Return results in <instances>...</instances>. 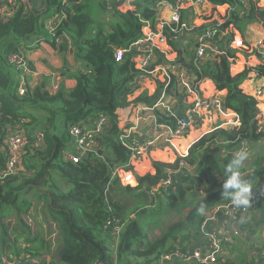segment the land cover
<instances>
[{
    "label": "trees",
    "instance_id": "1",
    "mask_svg": "<svg viewBox=\"0 0 264 264\" xmlns=\"http://www.w3.org/2000/svg\"><path fill=\"white\" fill-rule=\"evenodd\" d=\"M161 1L173 2L134 0L133 9L117 10L111 5L109 10L100 0H39L41 10L37 12L19 8L10 18H0V144L16 126L23 127L29 138L39 131L44 136L40 148L24 149L18 173L0 180V264H155L170 251H185L179 247L181 240L184 247L197 241L207 212L230 202L234 190L223 185L232 174L227 171L231 153L242 142L255 146L264 140V126L258 131L255 119L264 109V96L255 100L248 88L253 72L264 78V63L258 54L264 52V37L258 49L252 50L243 40L242 27L255 21L264 28L262 0H202L194 8L192 26L216 22L219 34L213 45L223 53L216 58L207 55L202 64L196 54L191 63L184 62L179 44L185 33L182 14L178 24L163 26V41L154 46L153 62L156 58L157 63L167 64V57L173 56L170 64L181 60L193 72L198 89L204 84L207 92L214 89L225 94V107L239 116V126L203 135L185 157L159 146L130 159L119 142L120 113L152 108L176 87L174 75L165 70L166 76L163 68L156 69L149 88L133 86L141 74L138 54L130 50L117 61L115 53L128 50L142 36L145 24L154 29V5ZM96 4L99 13L94 11ZM223 6L231 9L224 17L218 12ZM61 11L64 16L56 21L54 32L67 35L70 42L62 40L57 46L50 41L44 23ZM192 32L197 37L201 33ZM33 37H43L54 49L72 50L82 69L73 72L75 84L68 94H51L40 87L17 94L18 72L6 64L7 49L4 54L3 48ZM236 37L242 38L239 48L233 47ZM163 47L168 51H162ZM151 66L150 71L155 70ZM180 106L176 113L154 110L157 123L173 128L183 112ZM34 112L50 116L30 115ZM99 115L108 119L98 140L101 155L88 154L78 163L64 161L62 153L74 151L69 148L70 138L50 134L47 127L56 118L65 130L73 125L91 126ZM261 150L243 160L239 169L241 182L250 183L251 191L264 184ZM4 161L5 153L0 150V168ZM166 179L170 185L165 189ZM201 206L203 214L198 212ZM31 210L35 230L24 219ZM39 217L44 218L43 226Z\"/></svg>",
    "mask_w": 264,
    "mask_h": 264
},
{
    "label": "built area",
    "instance_id": "2",
    "mask_svg": "<svg viewBox=\"0 0 264 264\" xmlns=\"http://www.w3.org/2000/svg\"><path fill=\"white\" fill-rule=\"evenodd\" d=\"M66 1L67 0H63V2ZM27 2L28 0L10 1V3L13 4L14 7L16 4H18V8H20L22 5H25ZM187 3L200 4L202 3V0H174L173 3L168 1H161L159 3H156L154 5V8L157 12L163 9L170 11L171 17L169 22H161L159 28L156 29H150L148 26H146L141 32L142 36L134 41L129 46L128 50L120 49L115 53V59L117 61L122 60V54L130 50H134L138 54L136 62L141 74H139L135 78L133 86L141 87L142 84L148 79V77L156 72V69L150 71V66L155 57V43L158 41H163L164 36L162 34V28L164 25L179 23L182 6ZM7 8L13 10L11 6H7ZM7 8L3 5L0 6V18H7L2 17V9L7 10ZM63 16L64 12L61 11L45 22V28L52 38V40L50 41H54L57 46L61 43L62 40L70 42V38L67 35L62 34L56 36L54 32L56 21L63 18ZM181 28L185 32L188 30L186 24H181ZM218 33L219 31L217 27H210L203 30L196 38L195 54L196 57L201 61L200 64H202L203 59H205L207 55H210L212 58H216L217 56L223 54L216 46L213 45V41ZM35 45L37 44L33 43L30 47H33ZM258 54L261 57L260 61L264 63V52L258 51ZM23 61V57L20 54L16 56H13V54L6 56V63L15 68L18 72L20 82L18 85L17 94L20 96L24 95L27 91L24 84V78L27 74V68L25 69V71H23ZM196 66L198 68L199 64H196ZM162 71L166 76L168 75L164 69ZM172 74L174 75V85L176 87V91H178V94L180 96V104L183 107L182 115H180L176 120L173 128L164 125L166 132H158V130H160L161 126L163 125L158 124L156 121V124L154 123L155 125L151 137L143 140L142 142H138L134 137V133L138 129L139 123L141 121L140 112L143 110L154 111L161 102V99L164 97V95L161 96V99L157 102V104L154 105V107L140 108L135 110L134 119L132 122L133 125L127 130L123 131L119 136V142L126 148V150L129 151L130 159L142 157L149 153L152 149L157 147L159 144L166 143L168 144V147L170 146V148L173 149V151L178 156H187L189 149L181 151L172 142L176 140H182L183 138L188 136L190 132L194 131L197 128L201 130L207 125L214 124L213 114L221 116L222 121L220 122V124L215 125L213 129L205 132L203 135L210 133L216 129H231L239 126V116L235 112L226 109L225 102L220 96H217V94L205 96L200 93L199 89L196 87L198 82L196 81V78L190 69H182L179 72H172ZM250 92L255 100H259V98L263 97L264 78H254L251 81ZM255 119L258 121V131L262 130V127L264 126L263 108L258 111ZM107 125V117L104 115H99L98 118L92 123V126L90 128H86L82 124L70 126L67 132L72 140L74 151L62 153L64 161L78 163L84 156L88 154H96V152L98 151V140L103 135V130ZM22 128L23 127L16 126L14 128H11L6 133L5 161L4 165L0 168V180L18 173L20 168L23 167V164H21V156L27 146L40 148L44 144V136L42 133L33 134L31 138H29L25 130H23ZM129 137H131V140H128ZM250 149V143L242 142L240 143L237 150L233 151L231 154L234 157L237 153L242 152L246 156L245 159H247L250 155ZM169 185V179H166V181L163 182V186H165L166 189ZM253 192L254 191H251L250 199L252 205L255 204ZM259 194L260 196L264 194V184L259 187ZM231 204L232 203L230 201L227 204L216 207V209L222 207L224 209V214L231 218V214L228 210V207L231 206ZM201 224V228L204 229L206 227V220L202 221ZM117 233L118 230H116L115 234ZM220 245V241L214 235H212L209 243V248L211 249V254L209 256L202 257L198 251L191 252L189 250H185L181 252L176 250L170 251L169 253L163 255L155 264H168L174 259L181 260L182 262L188 264L190 262H195L197 264H214L216 255L219 252Z\"/></svg>",
    "mask_w": 264,
    "mask_h": 264
},
{
    "label": "crops",
    "instance_id": "3",
    "mask_svg": "<svg viewBox=\"0 0 264 264\" xmlns=\"http://www.w3.org/2000/svg\"><path fill=\"white\" fill-rule=\"evenodd\" d=\"M104 7L107 9H111V5L119 10L122 7H128L133 9V1L134 0H101ZM174 2V0H173ZM172 2V3H173ZM28 3V2H27ZM261 6H264V0L261 2ZM202 4H184L182 6L180 14L184 16L185 24L192 28V17L193 10L195 7H199ZM203 7H207L206 3L203 4ZM247 6H244L242 9L245 10ZM231 11L230 7L223 6L218 9L219 14L224 17L229 14ZM111 13V11L109 12ZM242 14V12L240 13ZM157 18L154 22V28H159L161 22H169L171 13L168 10H160L157 12ZM110 18V17H109ZM107 20V19H106ZM102 21V20H101ZM103 22V21H102ZM109 23H107L106 29L104 30V34L109 31ZM149 24H145L142 30ZM150 29L151 27L148 26ZM148 29V28H147ZM141 30V32H142ZM146 30V29H145ZM264 37V28L261 24L255 21H249L245 23L243 26V40L250 46L252 50H255L259 47L262 39ZM196 38L197 33L189 32L187 30L184 34H182L180 39V47L181 53L183 52L184 62L191 63L195 56L196 49ZM242 39V38H241ZM241 39L239 37L235 38L233 43V47L239 48L241 44ZM222 38H218V42H220ZM27 41H31L36 43L37 45L30 47ZM17 49L23 47L28 48L30 51H24V55H22L23 59L30 60L28 62L27 75L25 76L26 89L29 91H33L37 88H41L43 90L48 91L49 93H55L56 91H61L64 94H68L74 87V80L72 78V74L75 70H81V66L74 59L72 50H58L52 48L47 42L44 41L43 37H33L27 40H23L19 44H15L11 42L7 46V52L11 53L12 47ZM37 47V48H34ZM13 49V50H14ZM162 51H168L165 47H163ZM158 52V51H157ZM21 55V54H20ZM173 56L167 57V64L164 62L157 63L156 58L151 67L158 69L163 68L169 73L179 72L182 69H187L181 64V60L175 65H171V60ZM34 59V60H33ZM192 59V60H191ZM213 61V60H212ZM186 63V64H187ZM154 73L148 77V79L142 84L141 90H145L150 87V79H152ZM51 78L57 80L56 91L51 83ZM253 78H261L257 75V72H253ZM18 84L20 79L18 78ZM251 82L248 84V88L250 89ZM212 91H206L205 85L201 84V89H199L200 93L208 96L217 94L220 96L225 102V94L219 93L214 89ZM181 109L180 106V96L178 91H171L164 95L161 99L159 105L155 108V110L161 112H178V109ZM35 117H49L50 114L45 112H37L35 114L31 113ZM120 121L121 122V130L122 132L130 128L133 124L134 112L131 110L122 111L120 113ZM214 124L207 125L203 129H195L190 132L188 136L183 138L182 140H176L172 143L178 147L179 150L185 151L190 148L199 138L207 131L213 129V127L217 124H220L222 121L221 116L217 114H213ZM140 123L138 129L134 133V137L138 142H142L147 138L151 137L154 125L156 124L157 118L155 117L154 111L143 110L140 112ZM56 121L53 122L52 126L47 127V132L52 134H67V130L64 129V123L59 121L60 119L56 118ZM87 121H85L86 123ZM88 123V122H87ZM155 123V124H154ZM56 128L55 129V125ZM89 124V123H88ZM163 125V124H161ZM92 126V125H91ZM91 126L84 124V127L90 128ZM166 132V129L161 126L158 132ZM37 133V132H36ZM34 133V134H36ZM42 133L43 132H40ZM38 134V133H37ZM5 137L3 142L0 144L1 151L6 153L5 146ZM69 137V135H68ZM70 138V137H69ZM260 143H264L262 140ZM163 144H159L157 147L162 146ZM70 146L73 148L72 140L70 138ZM170 147V146H169ZM257 147V145H255ZM264 147L262 148V150ZM114 176H117L116 172L113 173ZM261 186V185H260ZM259 186V187H260ZM258 190H253L254 192V201L255 204L252 205L250 202V206L246 208H234L233 205L228 207V210L231 214V218L224 214V209L222 207L215 208L209 212H207L205 216L206 227L202 230L200 238L195 241L193 244L189 243L188 245H183V240L180 242L181 248L185 250H189L191 252L198 251L202 257L209 256L211 254V249L209 248V243L214 235L220 241L219 252L216 255V260L214 264H264V194L260 196ZM156 188L153 189L156 192ZM155 232L156 229H155ZM168 264H188L184 263L181 260L174 259ZM189 264H197L195 262H190Z\"/></svg>",
    "mask_w": 264,
    "mask_h": 264
},
{
    "label": "rangeland",
    "instance_id": "4",
    "mask_svg": "<svg viewBox=\"0 0 264 264\" xmlns=\"http://www.w3.org/2000/svg\"><path fill=\"white\" fill-rule=\"evenodd\" d=\"M10 1L11 0H0V6L1 5H3V6H5L6 8H7V6H11V8H13V10H11V9H8L7 8V10H5V9H2V17H4V18H6V17H8L10 14V17L14 14V13H16V11L19 9L18 8V4H16L15 5V7L13 6V4H11L10 3ZM100 2H101V4H102V1L100 0ZM40 4H39V0H28V3H26L25 5H22L20 8H24V10H30V11H33V12H37V11H39V10H41V8H40ZM12 11V12H11ZM94 11L95 12H97V13H99V10H98V4H96L95 6H94ZM9 17V18H10ZM243 27V26H242ZM25 43H28V45L30 46V45H32L34 42H31V41H27V42H25ZM48 44V43H47ZM49 45V44H48ZM8 45H6V46H4V48H3V53L5 54V52H6V47H7ZM29 46H28V48L26 49V48H24L26 51H30L29 50ZM37 48V47H36ZM14 46L12 47V51H11V53L13 54V56H16V55H19V54H21V55H24L25 53H24V49H23V47H21V48H19V46L17 47V49H14ZM8 55H11L10 53H7ZM6 55V54H5ZM8 59V58H7ZM24 61H23V67H22V69H23V71H25V69L26 68H28V62H30L31 63V61L28 59V60H26V58L25 59H23ZM34 60V59H33ZM6 62V61H5ZM7 64V63H6ZM13 68V67H12ZM14 69V68H13ZM27 75V74H26ZM18 78H19V76H18V73H17V80H18ZM24 81H25V78H24ZM51 83H52V85H53V87L55 88V90H53V91H56L58 88L56 87V84H57V80L56 79H52L51 78ZM25 84V87H26V82L24 83ZM57 88V89H56ZM9 131V130H8ZM7 131V132H8ZM251 145V149H250V155H249V157L247 158V159H245L244 161H247V160H249L250 158H253L255 155H257V153H258V150H260V149H262L263 147H264V143H260L259 145H257V147H255V146H253L252 144H250ZM262 151V150H261ZM260 151V152H261ZM222 155H223V153H222ZM39 208H36V209H34V212H36L37 210H38ZM31 219H30V218ZM32 218H33V212H32V210L28 213V215L27 216H25V220L27 219V223H29L30 224V226L32 227V230H35V225L33 224V220H32ZM47 218V217H46ZM38 222H40V223H42V226H43V224H44V218L43 217H39V221ZM44 226H46V225H44ZM20 242H21V244H22V240H20ZM3 262H5V263H8V260L6 259V258H4V261Z\"/></svg>",
    "mask_w": 264,
    "mask_h": 264
},
{
    "label": "clouds",
    "instance_id": "5",
    "mask_svg": "<svg viewBox=\"0 0 264 264\" xmlns=\"http://www.w3.org/2000/svg\"><path fill=\"white\" fill-rule=\"evenodd\" d=\"M9 17H7L6 19H8ZM6 19H4V20H6ZM44 26H45V23H44ZM211 27H217V26L213 25ZM207 28H210V27H207ZM188 30H190V29H188ZM218 31H219V29H218ZM7 55L8 54L6 53V56ZM245 158H246V156H245L244 153H242V152L241 153H237L233 157V159L230 161L229 165L227 166V171L228 172H231L232 174L227 179V181L224 183L223 187L226 190L229 189V188H231V189L234 190L230 194V201H231V203H232V205H233L234 208H246V207L250 206L251 188H252V186H251L250 183H247V182H243L242 183L241 182V179H240L241 173L239 171L240 167L242 166V161L245 160ZM234 168H235V170H234ZM198 212L200 214H203L204 213V207L201 206L198 209Z\"/></svg>",
    "mask_w": 264,
    "mask_h": 264
},
{
    "label": "water",
    "instance_id": "6",
    "mask_svg": "<svg viewBox=\"0 0 264 264\" xmlns=\"http://www.w3.org/2000/svg\"><path fill=\"white\" fill-rule=\"evenodd\" d=\"M116 8H118V6L116 7ZM213 25H216V22H213L212 24H203V25H201V26H195V27H193L191 30H189V32H191V31H197V32H201V31H203L205 28H207V27H211V26H213ZM163 146L164 147H168V144L166 143V144H163ZM96 154L97 155H101V151L100 150H98L97 152H96Z\"/></svg>",
    "mask_w": 264,
    "mask_h": 264
}]
</instances>
